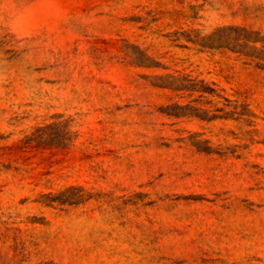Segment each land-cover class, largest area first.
I'll use <instances>...</instances> for the list:
<instances>
[{
    "label": "rangeland",
    "instance_id": "1",
    "mask_svg": "<svg viewBox=\"0 0 264 264\" xmlns=\"http://www.w3.org/2000/svg\"><path fill=\"white\" fill-rule=\"evenodd\" d=\"M0 264H264V0H0Z\"/></svg>",
    "mask_w": 264,
    "mask_h": 264
}]
</instances>
